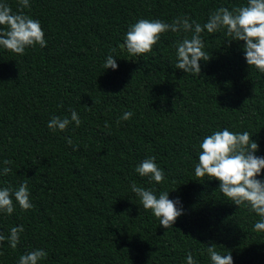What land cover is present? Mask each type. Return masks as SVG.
<instances>
[{
    "label": "trees",
    "instance_id": "trees-1",
    "mask_svg": "<svg viewBox=\"0 0 264 264\" xmlns=\"http://www.w3.org/2000/svg\"><path fill=\"white\" fill-rule=\"evenodd\" d=\"M0 3L19 9L18 0ZM246 4L29 0L23 11L40 21L46 47L23 55L0 47V173L11 168L0 174V189L26 181L33 207L22 210L13 198L14 212H0V234L24 228L15 249L7 240L0 245V264H18L36 249L48 254L39 264H187L189 253L211 264L212 244L233 264H264V231L254 230L260 217L225 197L218 180L195 175L202 139L225 128L247 131L258 144L255 155L264 157V73L247 64L244 42L205 30L210 59L199 62V75L175 68V44L191 33H163L143 55L122 48L141 18L171 23L183 16L203 25L219 7ZM109 54L115 70L103 67ZM70 110L78 127H47L53 116L70 119ZM128 111L133 116L122 120ZM149 157L164 170L163 182L135 171ZM133 182L179 200L183 214L171 228L143 208Z\"/></svg>",
    "mask_w": 264,
    "mask_h": 264
},
{
    "label": "clouds",
    "instance_id": "clouds-1",
    "mask_svg": "<svg viewBox=\"0 0 264 264\" xmlns=\"http://www.w3.org/2000/svg\"><path fill=\"white\" fill-rule=\"evenodd\" d=\"M19 9L14 12L7 3H0V47L17 55H23L26 48L39 45L46 47L45 33L40 21L25 14L23 9L29 8V0H18ZM215 33L226 30L229 42L243 41L245 59L249 66H254L264 73V0H247L245 6L229 10L219 7L212 11L206 23L201 25L195 21L190 22L187 17H177L171 23L159 19H139L129 26L124 37L122 48L132 56L143 55L152 51L154 45L160 40L163 33H191L184 36L175 44V68L183 70L186 74H200V61L207 62L210 57L204 51V42L201 34L204 31ZM114 52L115 49H112ZM104 69H117L116 59L109 54L103 64ZM69 117L53 116L47 127L53 132L65 131L69 124L74 122L78 127L81 120L75 110H70ZM133 116L131 111L125 112L122 120H129ZM120 121L118 120L117 123ZM107 126V125H106ZM73 150L70 138H66ZM201 149L198 163L195 165V175L203 178L206 175L219 181V191L238 207L247 205L260 219L255 223L254 230L264 231V180L257 179L264 170V157L255 155L258 144L252 140L250 134L234 133L227 128L207 135L199 144ZM4 165L12 161L4 160ZM142 177L148 176L156 183L165 179V173L155 163V157H149L135 168ZM11 172V168L4 167L3 175ZM131 190L139 198L145 210H151L159 219L160 225L169 229L176 219L183 214L178 208L179 200L169 199V192H161L157 197L150 189L139 187L135 182ZM13 198L22 210L33 207L30 200V191L27 182L22 183L18 189L5 187L0 189V212L11 215L14 212ZM24 231L23 225L12 227L8 236L0 234V245L7 240L11 248L15 249ZM207 254L211 264H233L231 254L222 255L217 251V245L207 246ZM43 249H36L21 255L18 264H39L47 257ZM187 264H197L191 253L186 257Z\"/></svg>",
    "mask_w": 264,
    "mask_h": 264
}]
</instances>
